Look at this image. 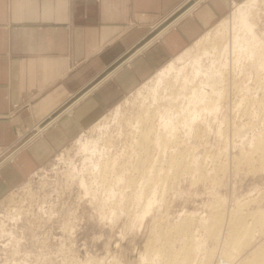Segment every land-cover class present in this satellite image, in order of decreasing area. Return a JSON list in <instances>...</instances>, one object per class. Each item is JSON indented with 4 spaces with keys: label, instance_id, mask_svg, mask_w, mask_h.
<instances>
[{
    "label": "rangeland",
    "instance_id": "1",
    "mask_svg": "<svg viewBox=\"0 0 264 264\" xmlns=\"http://www.w3.org/2000/svg\"><path fill=\"white\" fill-rule=\"evenodd\" d=\"M192 1L189 0L165 22L183 12ZM235 2L243 3L244 0H231L198 37L155 67L151 77L108 101L103 110L67 144L46 151L38 148L36 139L45 132H38L39 123L28 137L1 151L0 172L4 166L14 165L21 148L33 160L21 175L8 180L0 191V264H166L167 257L172 261L169 264H174V260L178 264L176 253L185 246L192 247V251L189 250L191 256L187 254L183 263L203 264L208 251H213L215 259L225 244L231 242L232 223H229L236 214L246 215L245 226H251L250 233L245 235H250L247 240H251L247 242L245 239L247 244L243 243L241 250L238 247V255L244 257H240L239 264H248V258H252L256 250L264 249V222L254 220L251 214L264 210V67L261 66L264 56L262 58L258 53L252 57L245 52L240 56L246 47L241 49L228 43L231 23H219L230 19L237 8ZM261 5L256 10L258 43L264 40V8ZM207 32L210 37L206 43L197 45L195 42ZM213 46L227 52L220 51L214 58L201 57L204 71L215 70V74L214 71L212 76L204 72L206 78L202 74L196 78L193 74L194 58L202 53L203 47L209 49ZM180 54L184 55L182 59H179ZM173 61L178 68L185 66L181 73L184 75L185 72V82L188 83L179 86L176 79L173 81L176 78L174 70L172 76H163L165 78L158 83V72ZM167 78L184 94L190 93L191 87L202 79L212 78L218 87L205 84L206 88L199 92L193 110L189 102H184L187 105L184 110L183 96L174 103L171 100L164 104L168 108L172 106L173 122H177V126L171 135L165 133L169 146L162 151L153 142H144L143 145L137 142L141 131L134 126V118L143 110L144 102L152 99L151 87H160L157 90L162 92L170 83ZM209 96L219 100V106L203 111ZM74 99L53 114L58 117L47 129L71 112V109H65ZM173 104L179 105L175 107ZM61 111L64 113L58 115ZM153 133L150 134L152 139L158 132ZM77 138L95 139L100 150L88 152L81 148ZM105 144L108 148L102 152ZM153 153H156V160L152 162ZM86 157L101 163L111 162L106 171L101 172L99 166L94 168L92 163H85ZM141 191L145 195H140ZM219 215L223 221L220 228H223L211 236L208 227L213 226V220ZM182 228L190 234L191 240H186L187 233L184 236L180 232ZM149 244H152V252L160 248L166 252L165 258L150 259L147 254ZM220 264L231 262L222 257Z\"/></svg>",
    "mask_w": 264,
    "mask_h": 264
},
{
    "label": "crops",
    "instance_id": "2",
    "mask_svg": "<svg viewBox=\"0 0 264 264\" xmlns=\"http://www.w3.org/2000/svg\"><path fill=\"white\" fill-rule=\"evenodd\" d=\"M188 1L0 0V153L75 97L71 112L36 139L45 151L67 144L108 101L198 37L231 0L200 2L141 47ZM32 158L21 148L14 165L1 168L0 191Z\"/></svg>",
    "mask_w": 264,
    "mask_h": 264
},
{
    "label": "bare ground",
    "instance_id": "3",
    "mask_svg": "<svg viewBox=\"0 0 264 264\" xmlns=\"http://www.w3.org/2000/svg\"><path fill=\"white\" fill-rule=\"evenodd\" d=\"M202 0H193L192 1V3H190L189 4V6L183 11V12H181L180 14H177L175 17H173L172 19H170L169 20V22H167L164 26H163V28L156 34V35H154L153 37H150L147 41H145L143 44H142V46L141 47H145L146 45L145 44H147L148 42H150L151 40H154L153 38L154 37H158L159 36V33L160 32H162L163 30H165V29H167V28H169V27H172V26H174L180 19H181V17H183L184 15H186L187 13H189V12H191L194 8H195V6L196 5H198L200 2H201ZM236 3V2H235ZM259 4V5H258ZM260 4H262L261 6H263V8H264V0H244V2L243 3H236V6H237V8L232 12V14H231V16H230V22H229V20H224V21H222L221 23H219L220 25H225L227 22L228 23H231V29L229 30L230 31V35H229V33H228V35L230 36L229 38H230V41L228 42L229 44H231L232 46H234V47H239V48H245V50L243 51V53H242V50L239 52V53H242L241 55L239 54V53H237L238 55H240V56H242L243 54H245V53H248L249 55H252V57L253 56H257V54L258 53H260V55L262 56V58H263V56H264V40H260L261 42L260 43H258L259 42V40L258 39H260L259 38V36H258V34H257V32H256V26H257V23H256V16H257V12H256V10L257 9H260ZM258 11V10H257ZM261 11V10H260ZM262 11H263V9H262ZM256 12V13H255ZM261 14V13H260ZM173 16V15H172ZM258 16H259V14H258ZM229 17V16H228ZM227 17V18H228ZM226 18V19H227ZM258 20V19H257ZM227 23V24H228ZM219 24H218V26H219ZM227 28V27H226ZM226 31V30H225ZM209 32H207V34L206 35H203V36H201V38H199L195 43L197 44V45H204L205 43H206V41L208 40V38L210 37L209 36V34H208ZM211 34V33H210ZM225 34V33H224ZM223 37H225V36H223ZM225 39V38H224ZM209 40H211V39H209ZM226 40H227V38H226ZM215 41V40H214ZM217 42V41H216ZM215 42V43H216ZM214 43V42H213ZM220 43V42H219ZM222 43V42H221ZM218 44V43H217ZM216 44V45H217ZM209 45V44H208ZM208 45H207V47H208ZM219 45V44H218ZM195 46V45H194ZM200 46H198V47H200ZM221 46V45H220ZM222 46H224V44L222 45ZM196 47V46H195ZM207 47H203V49H202V53L200 54V55H198V54H196V55H198V56H196L195 58H194V61H193V74H194V76H198L199 74H200V76H201V74H202V76L204 77L205 75H203V73L205 72L204 71V69L205 68H203V64H202V59H201V57H203V56H207V58H208V56H210V57H212V58H214V56L218 53V52H220V51H222L221 50V48L219 49L217 46H213V47H211V48H207ZM226 47H224L223 49H225ZM228 48H229V45H228ZM238 48V49H239ZM198 49V48H197ZM186 50V52L188 51L187 50V48L185 49ZM225 50H227V48L225 49ZM233 50H234V48H233ZM184 52V51H183ZM185 52V53H186ZM189 52V51H188ZM198 52H199V50H198ZM223 53H225V52H227V51H222ZM245 52V53H244ZM222 53V54H223ZM221 54V55H222ZM181 55V54H180ZM179 55V56H180ZM259 55V56H260ZM184 57V55H181L180 57H179V59H182ZM251 57V56H250ZM256 58H259L260 59V57H256ZM178 59V60H179ZM217 59H219L218 58V56H217ZM239 59V58H238ZM261 60H263V59H261ZM215 61H217V60H215L214 59V62ZM264 61V60H263ZM177 62V61H176ZM201 62V63H200ZM213 63V62H212ZM217 63V62H216ZM216 63H214V64H216ZM220 63V62H219ZM262 64H261V66H263L264 67V62H261ZM214 64H212L213 66H214ZM203 65V66H202ZM211 65V64H210ZM212 66V67H213ZM180 67H181V64H180ZM183 67H185L184 65H183ZM183 67L182 68H178V66H177V64L173 61V62H171L169 65H167V66H165V68L160 72H158V73H160L159 75H158V77H160L158 80H159V82L158 83H160V79L162 78V79H164L165 77H166V75H171V71H173L174 70V72L176 71V78H174V80L173 81H175V79L177 80V82H178V85L179 86H181V85H183V84H185V83H188V82H185V80H186V78L187 77H185L186 76V74H185V72H184V75H182L183 73H181V71H183ZM210 67V66H209ZM207 68H208V66H207ZM215 68V67H214ZM213 68V69H214ZM185 69V68H184ZM215 69H218V67H216ZM220 69H221V67H220ZM219 69V70H220ZM207 70V69H206ZM212 70V69H211ZM209 71V70H208ZM205 72V73H207V75H211L212 76V72L214 71V73H213V75L215 74V70H213L212 72ZM222 70H220V72H221ZM191 72H192V70H191ZM218 73H219V71H217ZM216 72V73H217ZM223 75V74H222ZM157 76V75H156ZM163 76H165L164 78H163ZM172 76V75H171ZM197 76H196V78H197ZM201 76V77H202ZM210 76V77H211ZM218 76V75H217ZM173 77H174V75H173ZM199 77V76H198ZM169 78H171V77H169ZM169 78H167L169 81L168 82H170V79ZM183 78V79H182ZM189 78H190V76H189ZM188 78V79H189ZM204 78H206V77H204ZM219 78V77H218ZM217 78V79H218ZM193 79V78H192ZM198 79H200V78H198ZM216 79V78H215ZM172 80V79H171ZM213 80L214 79H212V78H208L207 80H201L200 81V83L199 84H196V85H193L192 87H191V89H190V93H187L186 92V94H184V93H182V92H180L179 91V88H178V85H176L177 86V89L171 84V82L170 83H168L167 85H165V84H163V85H165V87H163L164 88V90L163 91H165V92H161V91H159V90H157V89H159V88H157V89H155L156 87H151L152 88V93H151V100H150V102L148 101L147 103L146 102H144V104H143V110L137 115V117L136 118H134V119H136V123H135V127H137L138 129H140L139 131H141V133H140V138H138V140H137V142L140 144V145H143L142 143H147V144H149L150 142H153L155 145V147H157V145H159L160 146V148H161V150L162 151H165V149L167 148V145H168V143H167V141H166V138H165V136L164 135H166L165 133H167V134H172L173 133V131L176 129V126H175V124L177 123H175L174 124V119H173V115H172V112H173V110H172V106H171V108H168V107H166V106H164V104L166 103V102H170L171 100L173 101V102H171V103H174V101L176 102V100L178 99V98H180V96H183V104H182V107L184 108V110L187 108V105H185L184 104V102H189V103H191V105H192V107H191V110H193V109H196V105H195V103H196V100H197V96H199V92L200 91H202L204 88H206L205 87V84H208L209 86H211L212 88H214V86L216 85L215 83L216 82H214L213 83ZM223 80V79H222ZM156 81V80H155ZM163 81V80H162ZM215 81V80H214ZM176 82V83H177ZM163 83H164V81H163ZM166 83V82H165ZM175 83V84H176ZM190 83V82H189ZM156 84V83H155ZM162 84V83H161ZM194 84V83H193ZM215 84V85H214ZM158 85V84H157ZM190 85V84H189ZM191 85H192V83H191ZM218 85V84H217ZM216 85V86H217ZM146 86V85H145ZM152 86H153V84H152ZM155 86V85H154ZM161 87H162V85H160ZM218 87V86H217ZM150 88V87H149ZM184 88H185V85H184ZM187 88V87H186ZM181 89V88H180ZM161 90H162V88H161ZM216 90H219V88L218 89H216ZM187 91H188V88H187ZM149 92V91H148ZM164 93V94H163ZM220 95H221V93H220ZM149 96H147V98H148ZM210 97V98H209ZM208 97V102H211V104L209 105V103L208 102H206V103H204V104H206L205 106H203V111L205 110H207V109H216V108H218V106H219V100L217 101L216 99H214L213 97L211 98V96H209ZM141 98V97H140ZM145 99V98H144ZM210 99V100H209ZM149 100V99H148ZM179 102V104H180V101H178ZM139 103V102H138ZM179 104H173L175 107L176 106H178ZM169 105V104H168ZM174 108V107H173ZM178 108V107H177ZM69 109V107L66 109V110H68ZM118 111V109H116V112ZM179 111V110H178ZM177 111V112H178ZM202 111V112H203ZM176 112V113H177ZM110 113V112H109ZM115 113V112H114ZM179 113V112H178ZM108 115V114H107ZM176 115V114H175ZM120 116V115H119ZM125 118H126V116H125ZM113 119V118H112ZM115 120V119H114ZM128 120V119H127ZM52 121V120H51ZM50 121V122H51ZM135 121V120H134ZM131 123H133V122H131ZM162 124V125H161ZM100 125V124H99ZM99 125H98V123H97V126L99 127ZM96 127V126H95ZM46 129V128H45ZM45 129H41V127H39L38 128V132L39 131H45ZM153 131H155V134H156V132H158L157 133V136L155 137V138H153L152 139V136H150V134L151 133H153ZM153 135H154V133H153ZM155 136V135H154ZM99 138V137H98ZM110 138V137H109ZM78 139V138H77ZM95 140V139H94ZM93 139H90V138H88V139H86V138H79L78 139V143L81 145V148H83V149H87L88 150V152H90V153H93V152H95L96 150H100V147H99V143H98V141H94ZM99 140V139H98ZM100 141V140H99ZM109 141V140H108ZM108 143H111V142H108ZM107 143V144H108ZM152 143V144H153ZM107 144H105V146H103L102 147V152L104 151L103 149H107L108 147H107ZM147 144H145V145H147ZM109 146V145H108ZM151 146V145H150ZM150 146H149V148H150ZM169 146V145H168ZM125 147V146H124ZM127 147V146H126ZM138 147V146H137ZM137 147H136V149H137ZM140 147V146H139ZM144 147V146H143ZM141 148H142V146H141ZM126 150V149H125ZM133 150H134V147H133ZM145 150H146V148H145ZM149 150V149H148ZM124 152V151H123ZM141 152H143V151H141ZM145 152V151H144ZM151 153H152V151H151ZM136 154V153H135ZM140 154V153H139ZM142 154H144V153H142ZM141 154V155H142ZM156 153H153L152 154V157L150 158L151 160L150 161H154V160H156V157L154 156ZM123 155V154H122ZM121 154H120V156H122ZM125 155V154H124ZM127 155V154H126ZM125 155V156H126ZM142 156H144V155H142ZM147 156V155H146ZM151 156V155H150ZM118 157V156H117ZM116 157V158H117ZM143 159V158H142ZM173 159H174V157H173ZM112 160V159H111ZM146 161H148L147 159H146ZM176 161V160H175ZM178 161V160H177ZM86 162H90V163H92V165H93V167L94 168H97L98 166L100 167V169H101V172H103L104 170L106 171V168L108 167L107 165H108V163L110 164V162H108V160L106 161V163L105 162H100L99 160H91L89 157H86L85 158V163ZM171 162V161H170ZM174 162V161H173ZM172 162V163H173ZM112 163H113V160H112ZM117 163V162H116ZM101 164V165H100ZM149 164V163H148ZM150 164H151V162H150ZM172 165V164H171ZM151 166V165H150ZM153 166V165H152ZM174 166V165H173ZM89 167H90V165H89ZM98 167V168H99ZM110 167V166H109ZM155 167V166H154ZM158 167V166H157ZM111 168V167H110ZM138 168V167H137ZM89 169H91V167L89 168ZM140 169V168H139ZM138 169V170H139ZM90 171V170H89ZM93 171V170H92ZM91 171V173H93ZM108 171H109V169H108ZM152 174V173H151ZM100 176H101V174H100ZM122 176V175H121ZM102 177V176H101ZM103 178V180H104V176L102 177ZM152 178V177H151ZM150 181V180H149ZM82 184L83 185H85V179H83L82 180ZM154 182V181H153ZM136 183V182H135ZM147 183V182H146ZM148 184V183H147ZM91 187V186H90ZM152 187V186H151ZM155 187V186H154ZM153 190V189H152ZM154 191V190H153ZM141 194L140 195H145V193L143 192V191H141L140 192ZM140 198V197H139ZM148 201H151V199H149ZM147 201V202H148ZM215 207V206H214ZM252 214V217L254 218V220H256V221H262V223L264 222V210L262 211V212H253V213H251ZM244 216H246V215H234L233 216V221H231L230 222V220H229V224H231L230 225V228L232 227V231H231V242L229 243V244H225V247L222 249V252L220 253V255L219 256H217L216 257V255H215V259L213 258V251H208V253L207 254H205V255H207V256H205L204 257V259H205V262L203 263V264H211L212 263V261H214L212 264H220V259L222 258V257H225L229 262H231V264L233 263V262H235V263H240L241 262V260H240V257H242L241 255L239 256L238 254V252H239V248H240V250H241V245L243 244V243H245V244H247L245 241L247 240V237L248 236H250V235H248L247 237L245 236V235H247V234H249L250 233V231H249V229H251V226H250V228L248 227V228H246L247 226H245V222H244V219L246 218H244ZM246 220V219H245ZM254 220H252V222H254ZM228 222V221H227ZM223 223V221H222V216L221 215H219L218 216V218H216V219H214L213 220V226L211 227V225L208 227L209 229H210V235L211 236H215L217 233H218V229L221 227V224ZM264 224V223H263ZM247 225H248V223H247ZM181 227V226H180ZM223 228V227H222ZM222 228H220L219 229V231L222 229ZM180 229H178V231H179ZM213 231V232H212ZM180 232H183V235H184V233H187L186 232V230H184V228H182V230L180 231ZM221 232V231H220ZM177 233H179V232H177ZM252 233V232H251ZM181 234V233H180ZM187 236H185L186 237V240L188 239H190L191 238V236H190V234H186ZM182 236V235H181ZM177 238V237H176ZM249 238V237H248ZM213 239H215V238H213ZM246 239V240H245ZM191 240V239H190ZM249 240H251V239H248L247 240V242H249ZM171 241V240H170ZM252 242V241H251ZM254 242V241H253ZM224 244V243H223ZM152 245V244H151ZM151 245L149 244L148 245V248H147V254H148V256L150 257V259H152V260H154V258L155 257H164L165 258V256L164 255H166L165 253L166 252H163L162 250H161V248L160 249H156L155 251H153L152 252V247H151ZM222 245V244H221ZM249 245V244H248ZM170 246H171V244H170ZM243 246V245H242ZM154 247V246H153ZM168 247V246H167ZM239 247V248H238ZM255 247V246H254ZM257 248V247H256ZM260 248V247H259ZM258 248V249H259ZM155 248H153V250H154ZM169 249V248H168ZM168 249H166V250H168ZM190 249H192V247H189V246H185V247H181L177 252L178 253H176V260H177V263L179 264V262H180V264H182L183 262H184V260H185V258H186V256H187V254L189 255V253H190V251H192V250H190ZM244 249V248H243ZM190 250V251H189ZM256 250V249H255ZM261 250V249H260ZM259 250V251H260ZM243 251V250H242ZM241 251V252H242ZM257 252L255 253H253V257L252 258H248L249 259V261H247L246 263H248V264H264V249H262L260 252H258V250H256ZM186 252H188V253H186ZM181 254V255H180ZM172 255V254H171ZM189 256H191V255H189ZM174 257V256H173ZM192 258V257H191ZM242 258H244V257H242ZM168 261H165L166 262V264H169L170 262H172V261H169V259H168V257L166 258ZM204 259H203V261H204ZM188 260V259H187ZM189 260H190V258H189ZM194 260V259H193ZM244 261V260H243ZM242 261V262H243ZM159 262V261H158ZM191 262H193V261H191ZM174 264H175V260H174V262H173ZM186 263V262H185ZM188 263V262H187ZM234 263V264H235ZM244 263H245V261H244ZM184 264V263H183Z\"/></svg>",
    "mask_w": 264,
    "mask_h": 264
},
{
    "label": "built area",
    "instance_id": "4",
    "mask_svg": "<svg viewBox=\"0 0 264 264\" xmlns=\"http://www.w3.org/2000/svg\"><path fill=\"white\" fill-rule=\"evenodd\" d=\"M139 50H138V48L135 50V52H138ZM63 111V110H62ZM60 112L58 115H61L62 113H64V112ZM65 111H66V109H65ZM55 117H58L56 114H55ZM55 119L56 118H54V120H52V121H55ZM51 121V122H52ZM51 122L49 121V122H45V123H43V122H41V124H39V127H41V129H45V128H47L48 126H50V124H51ZM14 152V151H13ZM12 152V153H13ZM8 157V156H7Z\"/></svg>",
    "mask_w": 264,
    "mask_h": 264
}]
</instances>
